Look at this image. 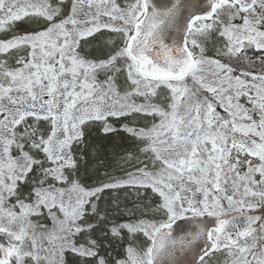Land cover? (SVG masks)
I'll return each mask as SVG.
<instances>
[{"label": "snow or ice", "instance_id": "1", "mask_svg": "<svg viewBox=\"0 0 264 264\" xmlns=\"http://www.w3.org/2000/svg\"><path fill=\"white\" fill-rule=\"evenodd\" d=\"M0 264H264V0H0Z\"/></svg>", "mask_w": 264, "mask_h": 264}, {"label": "trees", "instance_id": "2", "mask_svg": "<svg viewBox=\"0 0 264 264\" xmlns=\"http://www.w3.org/2000/svg\"><path fill=\"white\" fill-rule=\"evenodd\" d=\"M211 54V53H210ZM100 79H103V77H99ZM113 118H110V120H112ZM118 126V125H117ZM98 139V135L95 131L92 132L90 140H97ZM105 143H109L108 141H105ZM111 143L119 145L124 143V141H122L119 137L115 138L114 141H112ZM110 151L112 150L111 148L109 149ZM89 183H91V181H89ZM143 191V190H141ZM150 191V190H149ZM119 196H120V204H121V209L123 210V208L126 206L127 208H132L133 207V202L137 199V193H132L131 190L130 192L128 190H124L121 189L119 190ZM133 196L135 198H133ZM128 217L127 216H123L122 219L126 220ZM66 259L71 260V255L67 254L66 255Z\"/></svg>", "mask_w": 264, "mask_h": 264}, {"label": "water", "instance_id": "3", "mask_svg": "<svg viewBox=\"0 0 264 264\" xmlns=\"http://www.w3.org/2000/svg\"><path fill=\"white\" fill-rule=\"evenodd\" d=\"M182 228L181 229H177V233L178 234H184L185 232L189 231L193 225L189 224L187 221H181L178 222ZM184 257L182 256L181 259H183ZM190 259V257H188Z\"/></svg>", "mask_w": 264, "mask_h": 264}, {"label": "rangeland", "instance_id": "4", "mask_svg": "<svg viewBox=\"0 0 264 264\" xmlns=\"http://www.w3.org/2000/svg\"><path fill=\"white\" fill-rule=\"evenodd\" d=\"M118 2H120V0H118ZM121 82H123V81H121ZM241 103L245 104V106H250V105H248V102H247V98L246 97H242L241 98ZM130 190L131 189H128L129 192H130ZM131 192L132 193H135V191H133V190H131ZM133 198H135V197L133 196Z\"/></svg>", "mask_w": 264, "mask_h": 264}]
</instances>
